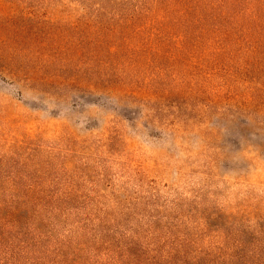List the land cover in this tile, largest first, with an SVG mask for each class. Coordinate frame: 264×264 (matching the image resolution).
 <instances>
[{"label": "rangeland", "instance_id": "rangeland-1", "mask_svg": "<svg viewBox=\"0 0 264 264\" xmlns=\"http://www.w3.org/2000/svg\"><path fill=\"white\" fill-rule=\"evenodd\" d=\"M150 6L0 0V162L34 139L31 165L77 181L105 243L263 264L264 60Z\"/></svg>", "mask_w": 264, "mask_h": 264}, {"label": "trees", "instance_id": "trees-1", "mask_svg": "<svg viewBox=\"0 0 264 264\" xmlns=\"http://www.w3.org/2000/svg\"><path fill=\"white\" fill-rule=\"evenodd\" d=\"M150 2L149 13L175 14L190 29L213 32L221 42L238 39L247 45L250 64L264 60V0ZM33 144L34 139L25 138L11 145L0 162V264H234L214 260L209 249L183 241L142 247L126 237L117 244L105 243L91 224L103 218L87 211L93 201L83 200L73 179L56 189L57 180L49 179L48 169L31 165Z\"/></svg>", "mask_w": 264, "mask_h": 264}]
</instances>
